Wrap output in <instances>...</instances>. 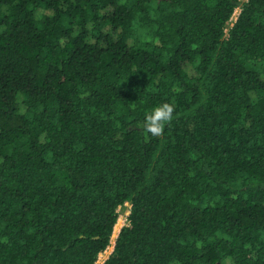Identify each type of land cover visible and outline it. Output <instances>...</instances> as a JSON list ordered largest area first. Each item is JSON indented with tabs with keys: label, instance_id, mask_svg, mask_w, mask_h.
Returning a JSON list of instances; mask_svg holds the SVG:
<instances>
[{
	"label": "trees",
	"instance_id": "16d2710c",
	"mask_svg": "<svg viewBox=\"0 0 264 264\" xmlns=\"http://www.w3.org/2000/svg\"><path fill=\"white\" fill-rule=\"evenodd\" d=\"M127 204L101 264H264V0H0V264H99Z\"/></svg>",
	"mask_w": 264,
	"mask_h": 264
},
{
	"label": "clouds",
	"instance_id": "9594fccd",
	"mask_svg": "<svg viewBox=\"0 0 264 264\" xmlns=\"http://www.w3.org/2000/svg\"><path fill=\"white\" fill-rule=\"evenodd\" d=\"M175 106L170 103H163L157 106L148 116L144 125V133L147 137H160L164 134L165 126L174 118Z\"/></svg>",
	"mask_w": 264,
	"mask_h": 264
},
{
	"label": "built area",
	"instance_id": "2783aa9c",
	"mask_svg": "<svg viewBox=\"0 0 264 264\" xmlns=\"http://www.w3.org/2000/svg\"><path fill=\"white\" fill-rule=\"evenodd\" d=\"M237 15L238 14H236L235 17L233 18L234 20H236ZM127 205L130 207L129 204H127ZM128 213L129 212H126V214H128ZM123 224H124V222H123ZM118 233L119 232H116V231L113 233V235L111 237V240H110L109 246L102 253H100L99 259H98V263L99 264L103 263L104 260L108 258L109 254L113 251L114 246H115V242H116V239H117V236H118Z\"/></svg>",
	"mask_w": 264,
	"mask_h": 264
},
{
	"label": "rangeland",
	"instance_id": "374dc122",
	"mask_svg": "<svg viewBox=\"0 0 264 264\" xmlns=\"http://www.w3.org/2000/svg\"><path fill=\"white\" fill-rule=\"evenodd\" d=\"M129 210H130V209H129V206L127 205V207H124V208L120 211L123 215H122L121 218H120V221H119V222H121V223H120V225L118 226V228L116 229V230H117L116 232H118V231L120 230V228H121L123 222L125 221L126 212H128Z\"/></svg>",
	"mask_w": 264,
	"mask_h": 264
},
{
	"label": "bare ground",
	"instance_id": "6f19581e",
	"mask_svg": "<svg viewBox=\"0 0 264 264\" xmlns=\"http://www.w3.org/2000/svg\"><path fill=\"white\" fill-rule=\"evenodd\" d=\"M118 224V223H117ZM117 226V225H116ZM117 228V227H116Z\"/></svg>",
	"mask_w": 264,
	"mask_h": 264
}]
</instances>
